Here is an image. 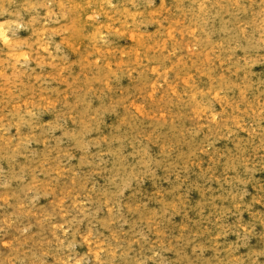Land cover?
I'll return each mask as SVG.
<instances>
[{"label":"rangeland","instance_id":"rangeland-1","mask_svg":"<svg viewBox=\"0 0 264 264\" xmlns=\"http://www.w3.org/2000/svg\"><path fill=\"white\" fill-rule=\"evenodd\" d=\"M0 33V264H264V0H0Z\"/></svg>","mask_w":264,"mask_h":264},{"label":"bare ground","instance_id":"bare-ground-1","mask_svg":"<svg viewBox=\"0 0 264 264\" xmlns=\"http://www.w3.org/2000/svg\"><path fill=\"white\" fill-rule=\"evenodd\" d=\"M249 9V8H248ZM244 13H246V12H244ZM247 14H249V13H247ZM251 14V13H250ZM237 18H238V16H237ZM262 18V17H261ZM260 19V18H259ZM254 21V20H253ZM230 22V21H229ZM247 23V22H246ZM241 24V23H240ZM258 25H260V23L258 24ZM262 27V26H261ZM238 29V28H237ZM241 31V30H240ZM255 33V32H254ZM262 34V33H261ZM262 37V36H261ZM7 38V35H6V33H0V39L1 40H3V41H6L5 39ZM247 38V37H246ZM263 43H264V40H263ZM227 44V43H226ZM225 44V45H226ZM252 50V49H251ZM231 51V50H230ZM229 51V52H230ZM13 76V75H12ZM17 77H18V75H17ZM229 88V87H228ZM233 88V87H232ZM209 89V88H208ZM236 89V88H235ZM187 90V89H186ZM232 90V89H231ZM210 91H211V89H210ZM242 91V90H241ZM183 94V93H182ZM199 95V94H198ZM200 109V108H199ZM233 112V111H232ZM222 130V129H221ZM6 143V142H5ZM52 233V232H51ZM3 246H4V244H3ZM39 247V246H38ZM44 247V246H43ZM50 252V251H49ZM112 253V252H111ZM96 257V256H95ZM96 259V258H95Z\"/></svg>","mask_w":264,"mask_h":264}]
</instances>
